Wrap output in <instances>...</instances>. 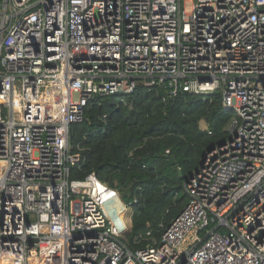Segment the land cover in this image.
Returning a JSON list of instances; mask_svg holds the SVG:
<instances>
[{
	"label": "built area",
	"instance_id": "built-area-1",
	"mask_svg": "<svg viewBox=\"0 0 264 264\" xmlns=\"http://www.w3.org/2000/svg\"><path fill=\"white\" fill-rule=\"evenodd\" d=\"M137 87L218 91L234 118L130 251L129 205L70 179L68 139L92 98ZM0 264H264V0H0Z\"/></svg>",
	"mask_w": 264,
	"mask_h": 264
},
{
	"label": "trees",
	"instance_id": "trees-1",
	"mask_svg": "<svg viewBox=\"0 0 264 264\" xmlns=\"http://www.w3.org/2000/svg\"><path fill=\"white\" fill-rule=\"evenodd\" d=\"M233 118L218 91L168 99L161 87H137L127 95L96 96L83 108L82 122L69 128V152L78 157L69 177L93 173L118 192L132 212L124 243L135 251L159 240L183 210L184 180L207 150L229 139Z\"/></svg>",
	"mask_w": 264,
	"mask_h": 264
},
{
	"label": "rangeland",
	"instance_id": "rangeland-1",
	"mask_svg": "<svg viewBox=\"0 0 264 264\" xmlns=\"http://www.w3.org/2000/svg\"><path fill=\"white\" fill-rule=\"evenodd\" d=\"M185 11H186L187 13L190 12V3H186V4H185ZM73 99L76 100V99H77V96L74 95V96H73ZM199 125H200V128H201V129H205V124H204V123H200ZM131 215H132V212H131V210H129V212H128V214H127V219H128V222H127V228H128V230L130 229Z\"/></svg>",
	"mask_w": 264,
	"mask_h": 264
},
{
	"label": "water",
	"instance_id": "water-1",
	"mask_svg": "<svg viewBox=\"0 0 264 264\" xmlns=\"http://www.w3.org/2000/svg\"><path fill=\"white\" fill-rule=\"evenodd\" d=\"M209 150H210V149H209ZM207 151H208V150H207ZM207 151H206V152H207ZM206 152H205V153H206ZM205 153H204V154L202 155V157H201L199 167L201 166V164H202V162H203V160H204ZM164 158L169 159L170 164H171V165H174V161H173L171 158H169V156H168L167 154L164 155ZM199 167H198V168H199ZM197 170H198V169H197ZM197 170H195L193 173H196ZM176 171H177V173H178V176L182 179L183 176H182V172H181V170L177 168ZM186 182H187V179L184 180V184H185Z\"/></svg>",
	"mask_w": 264,
	"mask_h": 264
}]
</instances>
